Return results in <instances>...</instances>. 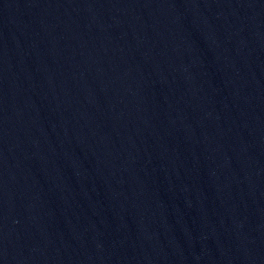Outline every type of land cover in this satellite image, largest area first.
<instances>
[{"label":"water","instance_id":"95a60500","mask_svg":"<svg viewBox=\"0 0 264 264\" xmlns=\"http://www.w3.org/2000/svg\"><path fill=\"white\" fill-rule=\"evenodd\" d=\"M0 264H264V0H0Z\"/></svg>","mask_w":264,"mask_h":264}]
</instances>
